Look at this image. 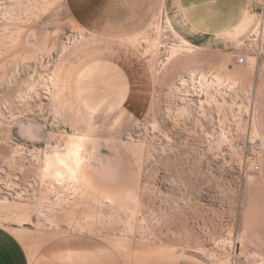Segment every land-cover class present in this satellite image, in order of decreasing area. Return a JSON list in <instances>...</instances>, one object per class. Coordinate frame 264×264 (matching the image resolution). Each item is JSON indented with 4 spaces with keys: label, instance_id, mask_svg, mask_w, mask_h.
Returning <instances> with one entry per match:
<instances>
[{
    "label": "rangeland",
    "instance_id": "1",
    "mask_svg": "<svg viewBox=\"0 0 264 264\" xmlns=\"http://www.w3.org/2000/svg\"><path fill=\"white\" fill-rule=\"evenodd\" d=\"M225 1L0 0V228L29 264H264V0Z\"/></svg>",
    "mask_w": 264,
    "mask_h": 264
},
{
    "label": "crops",
    "instance_id": "2",
    "mask_svg": "<svg viewBox=\"0 0 264 264\" xmlns=\"http://www.w3.org/2000/svg\"><path fill=\"white\" fill-rule=\"evenodd\" d=\"M225 1V0H223ZM226 2V1H225ZM222 2V3H225ZM227 2H233L232 0H227ZM181 3H183V0H181ZM206 5V4H204ZM210 6V4H208ZM240 5V2L239 4ZM207 6V5H206ZM248 10V9H246ZM245 10V11H246ZM245 11L242 12V15L245 13ZM211 13V10L208 11L206 10L204 13V17L202 19V25L201 27L199 26V28L197 29H213V25L209 24V19H208V14ZM241 14L236 15L237 17V21L238 24L236 26H234L232 29H229V27H231L232 24L231 21H228L227 23L224 22L221 24V27L219 28L220 32H225L227 31L228 33H231L232 35H236L238 34L237 32L240 31V29L242 30H250L254 27V22L252 21V19L248 16L247 18L240 17ZM232 18V17H229ZM188 22V21H187ZM189 23V22H188ZM191 24V23H190ZM192 25V24H191ZM194 28V26H192ZM194 28V29H195ZM230 30V32H229ZM0 264H29V262L26 261V257L24 254L23 249L17 244V242L15 241V237L13 235H11V233L5 229L0 228Z\"/></svg>",
    "mask_w": 264,
    "mask_h": 264
},
{
    "label": "bare ground",
    "instance_id": "3",
    "mask_svg": "<svg viewBox=\"0 0 264 264\" xmlns=\"http://www.w3.org/2000/svg\"><path fill=\"white\" fill-rule=\"evenodd\" d=\"M153 42H155V41H153ZM75 138H77V137H75ZM82 144H83L82 138L78 137L77 139H75L73 141V146H72L73 150H70L68 155H65V156L58 155L57 156L58 164L60 166H63L64 168H66L68 170H71L72 168H71V165H70L71 163L69 162V159H70V157H73V158H75L74 161L76 162V165L79 167V169H81V161L83 160V156H81L79 150H80ZM75 154H76V156H75ZM50 159L51 158H48V161L46 162L45 166L49 170L54 171L56 174H58V171L56 168H50L51 167L50 161H49Z\"/></svg>",
    "mask_w": 264,
    "mask_h": 264
},
{
    "label": "built area",
    "instance_id": "4",
    "mask_svg": "<svg viewBox=\"0 0 264 264\" xmlns=\"http://www.w3.org/2000/svg\"><path fill=\"white\" fill-rule=\"evenodd\" d=\"M261 54H262V50L259 49V50L257 51V55L260 56ZM239 62H240V63H244V62H246V57H242V58H240ZM254 170L257 171V172L261 171V166L258 165V164H256L255 167H254Z\"/></svg>",
    "mask_w": 264,
    "mask_h": 264
}]
</instances>
